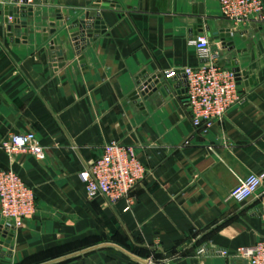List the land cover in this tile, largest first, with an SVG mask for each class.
I'll return each mask as SVG.
<instances>
[{"label": "crops", "instance_id": "obj_1", "mask_svg": "<svg viewBox=\"0 0 264 264\" xmlns=\"http://www.w3.org/2000/svg\"><path fill=\"white\" fill-rule=\"evenodd\" d=\"M97 1L28 0L26 31L5 20L12 0L0 6V144L32 130L45 150L37 159L0 146V168L36 199L14 233L1 225L0 264H249L236 249L264 237V179L245 201L230 192L264 172V23L233 27L218 0ZM90 10L105 28L78 49L69 26ZM222 28L233 48L208 35ZM200 33L221 65L248 75L242 99L208 127L192 124L186 86L133 96L144 73L200 66L190 44ZM112 140L133 145L147 169L129 209L88 196L79 174Z\"/></svg>", "mask_w": 264, "mask_h": 264}, {"label": "built area", "instance_id": "obj_2", "mask_svg": "<svg viewBox=\"0 0 264 264\" xmlns=\"http://www.w3.org/2000/svg\"><path fill=\"white\" fill-rule=\"evenodd\" d=\"M10 0H0V6ZM221 15L233 27L240 24L264 23V0H218ZM205 61L198 67H186L187 109L195 127H208L221 119L237 104L242 95L236 73L221 65L213 52L211 40L205 33L190 39ZM168 73H173L168 72ZM0 146L10 156L30 153L43 159L45 150L32 130L12 133ZM88 196L103 195L110 203L126 200V209L135 204L134 190L147 175L133 145L112 140L103 147V153L80 171ZM263 173H251L239 179L230 197L242 202L252 197L260 188ZM36 212L35 193L22 177L11 168H0V217L10 226L20 227L24 219ZM237 254L249 264H264V237L252 245L236 249Z\"/></svg>", "mask_w": 264, "mask_h": 264}, {"label": "water", "instance_id": "obj_3", "mask_svg": "<svg viewBox=\"0 0 264 264\" xmlns=\"http://www.w3.org/2000/svg\"><path fill=\"white\" fill-rule=\"evenodd\" d=\"M13 2L8 4L5 7V15L6 22L9 21V17H13L14 25L18 28H22L23 30H27V15L32 14V7L28 6V0H22V4L18 5L20 0H12ZM110 0H98L95 3L94 7H98L100 5H109ZM113 5L119 6L117 2H114ZM61 17L59 18V20ZM51 21L54 22V18H51ZM64 23V21H59ZM60 24V23H59ZM105 28L104 21L102 20L101 14L97 13L95 10H90L78 18H76L69 26L72 37L78 47L80 49L81 45H83L87 37H91L93 33L98 35L101 30ZM9 31L12 29V24L8 25ZM54 31V30H53ZM52 31V32H53ZM233 31L231 28H222L219 31L208 32L209 36H214L217 42H221L225 47L233 48L234 47V39H233ZM233 70L236 73V77L238 83L242 76L248 77L245 70H242L239 66H235ZM187 78L184 70L175 71L173 73L162 74H154L149 76L147 73H144L142 77L138 79V88L134 91L133 96L135 99H140L141 96H145L147 93L151 91H159L164 96L171 94L172 88L181 91L184 90L183 87L186 86ZM261 209L264 210V204L260 205ZM5 223V220L2 219L0 223V231L2 230V226ZM6 228L10 229V226L6 225ZM7 231V230H5ZM15 228L12 227L11 234L14 233ZM9 232V231H7ZM10 244L9 238L0 239V246L4 245V248L8 247Z\"/></svg>", "mask_w": 264, "mask_h": 264}]
</instances>
